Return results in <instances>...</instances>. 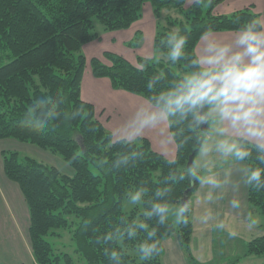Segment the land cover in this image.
I'll return each instance as SVG.
<instances>
[{
	"label": "trees",
	"instance_id": "obj_1",
	"mask_svg": "<svg viewBox=\"0 0 264 264\" xmlns=\"http://www.w3.org/2000/svg\"><path fill=\"white\" fill-rule=\"evenodd\" d=\"M206 1L209 6L204 11ZM222 1L194 0L185 10L186 0H0V139L36 145L57 154L73 169L63 173L29 155L1 151L4 172L18 184L27 205L32 264H60L62 257L72 262L66 253L54 254L45 238L60 228H70L83 264H161L162 242L172 233L194 264L191 206H181L180 199L188 189L190 195L200 180L201 175L187 169L186 163L206 139L210 119L202 132L192 113L170 117L168 128L177 153L169 160L146 138L114 140L92 104L81 97L82 75L89 64L92 75L107 77L113 89L150 102L186 73L198 70L192 61L197 59L195 46L201 33L237 31L261 17L251 6L215 15L213 10ZM145 3L155 17L154 53L167 54L169 48L168 33L159 25L162 9L187 16L188 21L178 27L187 37L177 60L179 68L164 58L139 55L134 65L111 51L103 53L108 64L98 58L87 61L83 46L99 40L103 32L129 28L142 17ZM95 20L102 31L95 30ZM141 42L138 31L126 46L137 48ZM207 111L208 107L202 109ZM235 141L249 153L236 161L245 162L248 171L264 169V148L244 137ZM132 189L141 190V208L125 211L122 199ZM247 196L252 209L264 218V172L259 184L248 183ZM170 204L183 208L176 226L167 212L155 209ZM153 243L158 254L141 260L139 245ZM250 254H264V235L247 243L245 255Z\"/></svg>",
	"mask_w": 264,
	"mask_h": 264
},
{
	"label": "crops",
	"instance_id": "obj_2",
	"mask_svg": "<svg viewBox=\"0 0 264 264\" xmlns=\"http://www.w3.org/2000/svg\"><path fill=\"white\" fill-rule=\"evenodd\" d=\"M249 6L255 13L261 14V27H264V0H224L216 5L213 13L225 15ZM155 24L152 7L149 3H145L142 7V17L129 28L105 32L99 40L86 43L83 46V52L87 61L98 58L108 64L103 57L105 51L117 53L133 64V51L136 52V56L147 57L143 40L137 48H129L126 43L131 41L134 34L139 31L142 37L145 38L146 35L153 46ZM236 34L237 31H214L213 38L222 42H233ZM203 47L204 42L199 39L195 46L197 59ZM81 97L92 104L97 119L112 132L114 140L143 137L149 140L154 151L169 160L175 159L177 149L168 128V121L155 126L141 124L145 112L151 107L150 102L142 96L122 89H113L107 77L93 76L87 64L82 75ZM209 119L215 124L216 131L218 127L226 129L224 136L219 135L220 137L229 140L244 137L256 143L244 134L242 128L234 129L227 121L218 124L214 116H210ZM201 149L202 146L193 158L194 163L197 158V169L194 172L201 175L200 180L195 190L189 195L192 221L190 253L194 264H264V254L245 255L247 243L256 236L264 235V222L258 215L262 216L252 209L248 201L247 164L236 161L231 155L223 157L217 154L208 160V155H201ZM2 150L5 149L0 147L1 227L7 217L14 225L18 223L20 206L21 213L28 214L27 205L18 184L10 180L4 172ZM209 176L215 178L217 181L215 185L206 182L205 178ZM170 208L174 210V217L177 219L180 207L172 204ZM179 215L181 216V212ZM169 219L172 222L175 221L173 218ZM28 226L29 223L27 235ZM162 246L161 264H192L175 233L165 238ZM26 248L28 257L32 258L31 261L28 259V264H32L34 259L31 247L29 245Z\"/></svg>",
	"mask_w": 264,
	"mask_h": 264
},
{
	"label": "clouds",
	"instance_id": "obj_3",
	"mask_svg": "<svg viewBox=\"0 0 264 264\" xmlns=\"http://www.w3.org/2000/svg\"><path fill=\"white\" fill-rule=\"evenodd\" d=\"M261 24L262 21L256 18L245 23L237 30L233 42L213 38L211 29L201 33L203 51L192 61L198 70L186 73L174 87L152 98L151 107L145 112L141 124L155 126L169 121L176 113L194 114L197 124L214 116L218 124L227 121L234 129L242 128L248 138L264 148V27ZM186 42L187 37L181 35L179 29L168 34L170 60L175 62L181 57ZM205 107L208 111L202 112ZM225 132V128H217L219 135L224 136ZM210 150L207 145H202V155H207ZM215 151L223 157L231 155L239 160L249 155L237 141L228 138L218 140ZM262 172L264 169H250L248 183L259 184ZM205 180L209 184L217 183L211 176ZM140 195L141 190H137L132 201H138ZM155 209L159 213L168 211L167 205H156ZM182 211L183 208L179 209L177 219L181 218L179 213ZM139 250L141 260L151 259L153 253L158 254L154 243L141 244Z\"/></svg>",
	"mask_w": 264,
	"mask_h": 264
},
{
	"label": "rangeland",
	"instance_id": "obj_4",
	"mask_svg": "<svg viewBox=\"0 0 264 264\" xmlns=\"http://www.w3.org/2000/svg\"><path fill=\"white\" fill-rule=\"evenodd\" d=\"M194 1V0H193ZM192 0H186V5L184 6L185 10H188L190 4L193 2ZM209 4L203 2L202 8L204 11L207 10ZM188 21V18L185 14L177 11L176 9H167L163 8L161 12V17L159 19L160 29L165 31L166 33H170L178 29L181 23H185ZM94 26L96 31H102V26L98 20L94 21ZM105 33V32H103ZM102 33V35H103ZM142 40L145 42L144 49L147 51V57L152 60H157L159 58H164L173 64L174 67L179 68L178 62H173L169 59L168 54L170 51V47L168 48L167 54H161L159 52H153V46L151 45L150 40L148 41L145 35V38L142 37ZM126 47L125 45H123ZM136 52H132V58L134 61V65H136L135 61ZM223 137H220L216 131L215 124L213 121L209 122L207 137L204 140L203 145H207L211 150L208 152L207 159L210 160L214 155L219 154L215 151V145L218 140ZM0 147L5 150L17 151L21 157L29 155L37 160L47 162L56 166L63 173L72 171V167L68 165L65 161H63L60 156L57 154H52L44 149L39 148L36 145L27 142H21L14 138H4L0 139ZM202 153V149H201ZM202 155V154H201ZM210 156V158H209ZM197 169V158L196 162L192 163V171ZM137 192L136 189L129 190L126 196L122 199V209L125 211H130L135 207L141 208V198L133 202L131 197L135 195ZM171 205H169L168 217L173 218L174 225L178 222L174 217V210H171ZM179 207V206H178ZM21 206L19 207V217H17L18 223L14 225L10 219H5L2 223V227L0 226V263L2 264H28L31 257L27 255V248L30 243L27 235V225L29 223L28 214L21 213ZM259 219L264 222V218L258 215ZM71 219V218H70ZM75 219V218H74ZM53 246L54 254L58 253H66L71 258L70 264H83V257L75 251V244L72 240L70 228H60L54 229V234L45 237ZM60 264H68L65 261V258L62 257Z\"/></svg>",
	"mask_w": 264,
	"mask_h": 264
},
{
	"label": "water",
	"instance_id": "obj_5",
	"mask_svg": "<svg viewBox=\"0 0 264 264\" xmlns=\"http://www.w3.org/2000/svg\"><path fill=\"white\" fill-rule=\"evenodd\" d=\"M207 124H208V120L205 123H201L200 129H201L202 132H206L207 131ZM79 141H80L82 149L84 150V145H83L82 139L80 138ZM193 158H194V153L190 154L189 157H188V160H187V163H186V168L187 169H191L192 168ZM189 190L190 189L186 190L184 192L182 198L180 199V205L181 206H185V205L189 204V195H188Z\"/></svg>",
	"mask_w": 264,
	"mask_h": 264
}]
</instances>
